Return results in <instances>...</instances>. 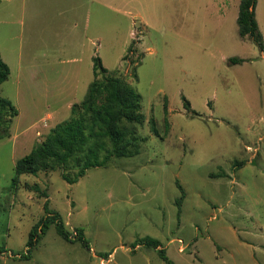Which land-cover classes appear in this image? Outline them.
Segmentation results:
<instances>
[{"label":"rangeland","instance_id":"rangeland-1","mask_svg":"<svg viewBox=\"0 0 264 264\" xmlns=\"http://www.w3.org/2000/svg\"><path fill=\"white\" fill-rule=\"evenodd\" d=\"M240 1L1 0L0 96L19 114L0 139V264H167L138 242L151 239L174 264H264V53L238 33ZM256 16L264 38V0ZM95 57L142 96L139 154L14 190L16 163L83 101ZM46 206L74 243L52 225L28 252Z\"/></svg>","mask_w":264,"mask_h":264},{"label":"trees","instance_id":"trees-1","mask_svg":"<svg viewBox=\"0 0 264 264\" xmlns=\"http://www.w3.org/2000/svg\"><path fill=\"white\" fill-rule=\"evenodd\" d=\"M257 4L258 0L240 1L238 33L241 38L253 41L260 52L264 53V38L256 16ZM232 62L238 64L243 61L232 59ZM10 73L9 66L0 54V89L9 79ZM93 74L94 80L89 85L83 101L71 107L70 118L52 128L45 140L35 144L31 152L16 163L12 181L14 190L19 188L22 176H37L42 172L58 169L63 171L62 176L68 184H76L92 168L107 166L113 158H131L139 154L137 127L146 121L142 112V96L125 80L109 76L99 57L94 58ZM183 100L186 110L196 115L190 102L185 97ZM164 109L167 115V104ZM18 114L19 111L13 103L0 96V139L4 137L2 128L8 129ZM7 117L9 120L6 121ZM129 125L134 126L133 129L129 128ZM152 129L156 134L154 125ZM179 188L182 190V197L178 201L181 208L185 192L182 186ZM46 211L48 216L43 217L29 234L28 252L37 246L42 235L46 234L52 225H55L58 235L65 241L74 242L61 217L51 216L47 206ZM76 232L78 240L86 249H90L84 229L79 228ZM138 242L156 249L160 258L167 264H174L158 240ZM29 259L26 254L21 260Z\"/></svg>","mask_w":264,"mask_h":264},{"label":"crops","instance_id":"crops-1","mask_svg":"<svg viewBox=\"0 0 264 264\" xmlns=\"http://www.w3.org/2000/svg\"><path fill=\"white\" fill-rule=\"evenodd\" d=\"M88 1H90V0H88ZM1 2V1H0ZM173 241H176V240H171V242H173ZM180 244H182L180 247H179V250H180V252H184L185 251V249H184V247L186 246L185 244H184V242L181 240V239H178L177 240ZM74 243V242H73ZM90 243V242H89ZM104 261V260H103Z\"/></svg>","mask_w":264,"mask_h":264}]
</instances>
